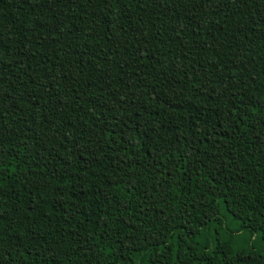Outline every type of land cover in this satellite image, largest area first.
Returning <instances> with one entry per match:
<instances>
[{
    "label": "trees",
    "instance_id": "16d2710c",
    "mask_svg": "<svg viewBox=\"0 0 264 264\" xmlns=\"http://www.w3.org/2000/svg\"><path fill=\"white\" fill-rule=\"evenodd\" d=\"M0 264H264V0H0Z\"/></svg>",
    "mask_w": 264,
    "mask_h": 264
}]
</instances>
